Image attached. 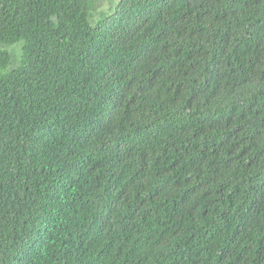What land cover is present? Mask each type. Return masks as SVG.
Segmentation results:
<instances>
[{"label": "trees", "instance_id": "1", "mask_svg": "<svg viewBox=\"0 0 264 264\" xmlns=\"http://www.w3.org/2000/svg\"><path fill=\"white\" fill-rule=\"evenodd\" d=\"M89 3L0 0V264H264V0Z\"/></svg>", "mask_w": 264, "mask_h": 264}, {"label": "rangeland", "instance_id": "2", "mask_svg": "<svg viewBox=\"0 0 264 264\" xmlns=\"http://www.w3.org/2000/svg\"><path fill=\"white\" fill-rule=\"evenodd\" d=\"M113 1L115 2L116 0H90L89 5L91 6V12L93 13L89 17L90 23H94L101 13H108L111 10L110 6L112 5Z\"/></svg>", "mask_w": 264, "mask_h": 264}]
</instances>
